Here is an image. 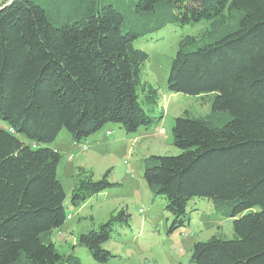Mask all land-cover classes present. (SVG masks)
I'll use <instances>...</instances> for the list:
<instances>
[{
	"label": "trees",
	"instance_id": "1",
	"mask_svg": "<svg viewBox=\"0 0 264 264\" xmlns=\"http://www.w3.org/2000/svg\"><path fill=\"white\" fill-rule=\"evenodd\" d=\"M197 23L210 36L181 40L168 88L201 109L176 117L179 153L148 156L144 178L153 200L165 198L170 234L190 223L196 199L232 219L231 237L194 242L192 263L264 264V0H0V117L9 122L0 126V264H84L60 251L54 230L68 205L119 182L110 169L94 179L80 167L68 202L63 155L50 143L64 129L80 142L111 124L130 133L158 125L166 113L159 87L142 80L149 53L136 42ZM131 219L122 206L78 235L90 264L123 258L106 243Z\"/></svg>",
	"mask_w": 264,
	"mask_h": 264
},
{
	"label": "rangeland",
	"instance_id": "2",
	"mask_svg": "<svg viewBox=\"0 0 264 264\" xmlns=\"http://www.w3.org/2000/svg\"><path fill=\"white\" fill-rule=\"evenodd\" d=\"M209 28V24L204 23L168 25L152 38L136 42L138 47L149 53L142 70V80L159 87V108L166 113L158 125L130 133L111 124L80 142L64 129L50 143L63 155L58 176L67 192L68 202L80 167H85L94 179L101 178L110 169V179L119 182V185L88 199L77 209L68 205L66 222L53 233L61 252L74 251L84 264L93 263L89 249L78 244V240L76 245L74 236L98 227L113 210L126 205L132 213V228L125 230L124 237L109 241L107 246L123 254L124 259L115 257L110 264H140L138 255L145 252L150 258L148 263L155 259L159 264H194L190 261V255L195 241L206 240L217 233L232 236V219L218 214L212 201L206 198L191 203L192 218L187 226L168 233L167 218L170 214L165 210V198L153 200L144 178L148 156L179 153L180 149L173 144L172 128L176 117L186 109L194 110L190 106L201 109L196 96L169 90L168 75L181 40L190 35L204 41L210 36ZM0 126L9 128V122L0 117ZM162 128L164 133L160 132ZM85 146L88 148L85 149Z\"/></svg>",
	"mask_w": 264,
	"mask_h": 264
},
{
	"label": "crops",
	"instance_id": "3",
	"mask_svg": "<svg viewBox=\"0 0 264 264\" xmlns=\"http://www.w3.org/2000/svg\"><path fill=\"white\" fill-rule=\"evenodd\" d=\"M159 105H160V104H159ZM160 132H161V131H160ZM161 133H162V132H161ZM91 136H92V135H91ZM87 148H88V147H87ZM71 217H72V215H71ZM71 217H70V218H71ZM123 237H124V236H123ZM75 239H76V243H75V241H74L73 243H75V244L77 245V237L74 236V240H75ZM124 240H126V239H124ZM108 243H109V242L106 243V246H108ZM74 250H75V249H74ZM111 250L114 251V248H111ZM145 251H146V250H145ZM114 252H115V253H118V252H116V251H114ZM118 254H119V253H118ZM121 255L124 256L123 254H121ZM138 257H139V259H140V262H139L140 264L143 263L145 259H150L148 256H146V252L143 253V254H139ZM126 258H127V257H126ZM122 259H124V257H123ZM127 259H129V258H127Z\"/></svg>",
	"mask_w": 264,
	"mask_h": 264
},
{
	"label": "built area",
	"instance_id": "4",
	"mask_svg": "<svg viewBox=\"0 0 264 264\" xmlns=\"http://www.w3.org/2000/svg\"><path fill=\"white\" fill-rule=\"evenodd\" d=\"M161 132L164 133V129L163 128L161 129ZM84 148L87 149V146H85Z\"/></svg>",
	"mask_w": 264,
	"mask_h": 264
}]
</instances>
